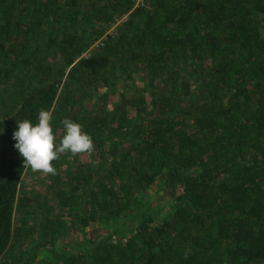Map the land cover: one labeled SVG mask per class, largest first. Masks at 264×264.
Masks as SVG:
<instances>
[{
    "label": "trees",
    "instance_id": "trees-1",
    "mask_svg": "<svg viewBox=\"0 0 264 264\" xmlns=\"http://www.w3.org/2000/svg\"><path fill=\"white\" fill-rule=\"evenodd\" d=\"M134 6L0 0V264H264V0ZM40 109L94 147L32 193L13 133Z\"/></svg>",
    "mask_w": 264,
    "mask_h": 264
},
{
    "label": "clouds",
    "instance_id": "clouds-1",
    "mask_svg": "<svg viewBox=\"0 0 264 264\" xmlns=\"http://www.w3.org/2000/svg\"><path fill=\"white\" fill-rule=\"evenodd\" d=\"M53 114L50 110L40 109L35 121L23 118L17 120L13 133L14 147L23 158L24 167L33 171L54 173L53 162L61 153H91L92 137L82 130V126L70 118L62 121L63 135L57 140L53 128ZM4 128L0 130L3 134Z\"/></svg>",
    "mask_w": 264,
    "mask_h": 264
},
{
    "label": "rangeland",
    "instance_id": "rangeland-1",
    "mask_svg": "<svg viewBox=\"0 0 264 264\" xmlns=\"http://www.w3.org/2000/svg\"><path fill=\"white\" fill-rule=\"evenodd\" d=\"M47 181H48L47 173L42 171H27V173L23 178L22 188L26 192L29 191H31L32 193L35 191L44 192L46 191L44 190V188L46 187ZM167 197H168V192L165 190L157 194V200L160 201L162 204H164L168 200ZM83 230H87L86 231L87 237H93L94 233L97 232L96 228L93 229L87 228ZM83 230L79 228L78 229L73 228L68 234V238H65L64 241L65 244L68 243L69 241H75L77 243H79L80 241H84L86 236H84ZM36 237H38V235Z\"/></svg>",
    "mask_w": 264,
    "mask_h": 264
},
{
    "label": "built area",
    "instance_id": "built-area-1",
    "mask_svg": "<svg viewBox=\"0 0 264 264\" xmlns=\"http://www.w3.org/2000/svg\"><path fill=\"white\" fill-rule=\"evenodd\" d=\"M135 1V6L136 7H141V6H146V0H134ZM129 17V13H125L120 17H117L113 22H111L110 27L104 32V34L97 39L96 41L93 42V45L85 52L83 53L84 56H89L90 53L95 50L96 48H100L105 45V42L110 39L115 37L118 32V27L123 24Z\"/></svg>",
    "mask_w": 264,
    "mask_h": 264
}]
</instances>
